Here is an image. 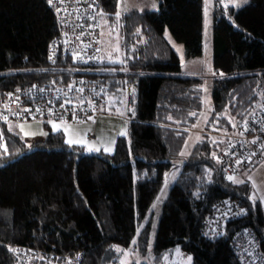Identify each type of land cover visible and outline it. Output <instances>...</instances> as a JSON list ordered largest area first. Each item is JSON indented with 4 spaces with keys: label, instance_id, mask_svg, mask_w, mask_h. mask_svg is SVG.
Returning <instances> with one entry per match:
<instances>
[{
    "label": "trees",
    "instance_id": "16d2710c",
    "mask_svg": "<svg viewBox=\"0 0 264 264\" xmlns=\"http://www.w3.org/2000/svg\"><path fill=\"white\" fill-rule=\"evenodd\" d=\"M154 1L158 8L121 18V59L128 70L111 72L115 64L103 46V62L84 70L59 50L55 63L49 60L62 29L48 0H0V96L34 83L65 84L77 75L103 82L106 102L135 88L130 135L118 137L112 153L86 154L82 146H69L62 131L28 147L0 112V264H119L136 237L135 248L148 246L151 222L137 232L175 165L154 257L142 264H163L177 247L193 256V264H241L233 236L245 227L258 234L264 253V211L250 199L251 184L229 181L213 157L221 150L219 134L243 131L264 103V0L214 10L213 107L206 132L185 158L181 152L204 110L205 81L181 73L165 33L169 29L183 43L187 58L201 55L204 0ZM118 3L98 0L102 20L117 22ZM226 198L239 199L245 211L209 239L202 231L206 218Z\"/></svg>",
    "mask_w": 264,
    "mask_h": 264
},
{
    "label": "built area",
    "instance_id": "2783aa9c",
    "mask_svg": "<svg viewBox=\"0 0 264 264\" xmlns=\"http://www.w3.org/2000/svg\"><path fill=\"white\" fill-rule=\"evenodd\" d=\"M51 6L58 12L62 36L52 44L49 53H56V50L64 54L67 53L73 63L83 70L89 66H99L103 60L101 50L103 27L98 0H64L63 3H60L59 0H53ZM97 40L100 43H96ZM74 53H77L83 60H87L88 63H83L79 58L74 59ZM81 81L84 83L81 84ZM69 85H72L71 90ZM41 88L44 89L43 92L40 91ZM77 88H83L84 92H77ZM17 89L0 96L1 117H7V123L11 121L20 123L59 121L60 114H62L65 122L79 124L89 121V116L96 119L107 113L105 108L108 98L107 86L97 79L84 75L74 76L65 84L47 81ZM9 93L12 94L11 98L8 96ZM17 97H19L18 100ZM69 100L71 103H65ZM87 100H92L94 107H90L86 102ZM81 101L85 102L81 103ZM62 104L63 107H61ZM25 109L29 111H24ZM74 115L75 120L73 119ZM253 121L256 123H252ZM247 127L249 131H245L244 128L215 156L216 161L217 159L220 160L227 176L242 175L245 170L252 168L255 162L263 160L264 147L261 141L264 137V131H261V127H264V103L248 121ZM95 138L93 132L86 136L88 140ZM254 139L257 142L255 144L250 143ZM226 152L227 155H225ZM253 152L255 155H252ZM236 159L242 160L243 163L237 165ZM225 201L228 203L225 204ZM239 202V199L226 198L214 206L213 212L206 218L202 229L207 238L220 237L227 222L243 215L241 213L243 206ZM233 241L234 249L239 253L241 264H262L259 259V255L263 253L261 240L253 229L250 227L239 229L234 233ZM18 264H26V262L18 261Z\"/></svg>",
    "mask_w": 264,
    "mask_h": 264
},
{
    "label": "rangeland",
    "instance_id": "374dc122",
    "mask_svg": "<svg viewBox=\"0 0 264 264\" xmlns=\"http://www.w3.org/2000/svg\"><path fill=\"white\" fill-rule=\"evenodd\" d=\"M251 0H247V3H240V6H236L235 0H204V30H203V35H204V41H203V53L199 56H195L191 58H187L186 56V47H184L182 42L176 41L174 36H172L171 32L166 30L165 36L169 40L170 44L174 49L176 50L179 59H181V73L185 75H199L204 78L205 85L204 89L206 88V91H204V99H203V104H204V110L202 112V116L199 120V122L195 125V129L191 131V135L188 137L187 141V146L185 144L183 148V152L185 153L184 156H181L185 158L187 154L190 151V148L195 144L197 140H199L200 135L205 133L206 131L204 130V125L206 123L207 118L210 116V112L213 107L212 103V85H213V78L215 75L212 73L214 72L213 69V29H214V10L217 8V6H221L222 8H227V7H234L235 9L242 8L244 6H247L248 3H250ZM119 11L121 12V18L124 16V14L130 13L132 11H139V12H144L146 10H153L155 8H158L159 2L154 1V0H119ZM155 5V7H153ZM121 18L118 22L110 24L108 21L105 19L102 20V27H103V37H102V46L103 50L105 51L104 53L106 54V58L108 61V55L111 54L113 59H116L117 56L119 59H121L124 56V51L121 50V38H120V32H121ZM119 44L120 46V52L116 53L115 51V46ZM122 60V59H121ZM111 64V63H110ZM115 64V66L111 67V72L112 71H118V72H123L121 70L122 68H127L125 65H116L120 63H112ZM132 89H127V93L124 92L125 94L122 93V96L120 99L115 101V96L113 95L114 99L111 100L112 103H114V106L112 108L108 107V112L105 114V118L107 117L110 119L108 123L104 125V131L109 130L111 125H114L115 123L117 125H120L122 120L119 117H125L131 118V112L128 111V109L125 107L124 104L120 103L121 100H124L127 102L128 106L129 104V98H130V93ZM111 97V98H113ZM114 101V102H113ZM110 103V101L106 102V104ZM109 106V104H108ZM122 112L124 113L123 115H120L119 113ZM108 120V119H106ZM51 121V120H50ZM93 121V120H90ZM49 122V121H48ZM59 122V121H55ZM89 121L79 123V124H74L72 123L71 126L74 128H77L80 130L82 128V124H86ZM105 122V121H103ZM69 123V122H68ZM109 133V132H105ZM241 132H235V131H230V132H225V133H220L219 138L221 139V144L222 146L220 147L221 149L225 148L230 141L237 136ZM107 137V136H105ZM88 140V139H87ZM77 146H81L78 144H75ZM83 147V146H82ZM264 161L263 160L255 162L254 166L251 168L253 169L255 166L258 164H261ZM246 171V170H245ZM178 166L175 165L173 168L167 173L164 182H163V187L156 197L157 199L152 203V206L149 209V212L147 215L144 217L142 220V223L139 227V235L141 229L149 222L152 224V229H151V237L148 242V246L145 249L141 250V247H134L135 244L129 249L128 251L126 250L123 252L121 255V259L119 264H121V261H124L125 264H132L134 262L138 264H142L143 262H151L153 260V249H154V240L156 237V231L158 228L159 224V218L162 214V206L165 200L167 199L166 197L168 196V193L170 189L172 188V185L174 184L175 178L178 175ZM243 175V174H242ZM233 175L236 179L240 180H245L247 177L245 175ZM248 182V181H247ZM167 185V186H166ZM159 197V199H158ZM237 199V198H235ZM240 201V200H239ZM241 205V201L239 202ZM242 206V205H241ZM138 237L135 238L136 241H138ZM179 248V247H177ZM181 250V248H179ZM175 250V249H174ZM174 250H172L170 253L166 255L167 259H164L163 264H182V260L186 258V256H191L192 257V262L193 264V256L191 254H186L181 250V254L178 255Z\"/></svg>",
    "mask_w": 264,
    "mask_h": 264
},
{
    "label": "snow or ice",
    "instance_id": "6c2138e0",
    "mask_svg": "<svg viewBox=\"0 0 264 264\" xmlns=\"http://www.w3.org/2000/svg\"><path fill=\"white\" fill-rule=\"evenodd\" d=\"M48 2L51 5L53 3V0H48ZM59 2L60 3H63L64 0H59ZM241 2L247 3V0H235L236 6L237 7L240 6V3ZM153 7H155V5H153ZM118 9H119V4H118ZM101 15H104L103 12H101ZM115 15H116V20L118 22L120 20V18H121V12L119 10H117L116 13H115ZM65 35H67V33H65ZM77 39H79V37H77ZM96 43H100V41L97 40ZM97 51H100V49H97ZM115 51H116V53H119L120 52V46H119V44H117L115 46ZM54 55H55V53H52V54L49 55V60H51L53 63H55ZM73 58L74 59L79 58V59L82 60L83 63H88L87 60H83L82 57H79L77 53H74ZM129 58H131V57H129ZM101 62H103V60H101ZM108 62L109 63H120V64H124L125 63V61L119 59L118 56H117L116 59H113L112 56H111V54L108 55ZM121 70L127 71V68H122ZM212 74L213 75H216V73H214V72ZM220 75L223 76V73H220ZM80 83L83 84L84 81H81ZM124 83H127V82L125 81ZM71 88H72V85H69V89L70 90H71ZM203 90L206 91V88L203 89ZM17 91H19V89H17ZM40 91L43 92L44 89L41 88ZM76 91L77 92H80V93H83L84 92V89L83 88H77ZM117 91H122V89H117ZM134 93H135V88L132 89V94H134ZM11 95L12 94H10V93L8 94L9 98H11ZM16 99L18 100L19 97H17ZM113 99H114V97L113 98H110L109 108H111L112 106H114V104L111 102V100H113ZM83 102H85V101H81V103H83ZM86 102L88 103V105L90 107H94L92 100H87ZM65 103H71V101L70 100L69 101H65ZM120 103L124 104L125 107L128 109V111L133 114V116L135 115L134 108L129 107L126 101L121 100ZM61 107H63V104L61 105ZM101 110H104V109L101 108ZM24 111H29V110L28 109H25ZM119 114L120 115H123L124 113L120 112ZM192 115H195V113H192ZM3 119L5 120V122H7V117H3ZM73 119L74 120L76 119L75 115L73 116ZM88 119L91 120V119H93V117L89 116ZM168 119H172V117L169 116ZM217 119H219V117H217ZM229 122L230 123L232 122L231 119L229 120ZM49 123L51 124V127H52V129L54 131H60L61 128H62V126H63V129L62 130H63L65 136L67 137L66 143L69 144V146H72L74 144H78V145H81V146L86 147L88 149V151H90V152L91 151H97V152L100 151V148L99 147H95L93 145H90L89 142L86 139H83V138H75L74 139L73 136L80 137L81 136V133H80L79 129L74 128L73 126H71L67 122H65L63 120L62 114H60L59 122L49 121ZM247 123L248 122L245 121V131H249V129L247 127ZM252 123H256V121H253ZM233 127H235V124H233ZM20 128H21V131L23 132V126L22 125L20 126ZM9 130L11 131V128H9ZM261 131H264V127H261ZM39 134L40 135H47L44 132H40ZM126 134H127L126 133V129L119 132V135L120 136H125ZM24 135L25 136H29V135L34 136V135H36V133H27V132H24ZM2 139H3V135H2V133H0V140H2ZM114 142H115L114 140L109 141V143H114ZM256 142H257V140H255V139L252 140V141H250V143H253V144H255ZM213 143H215V141H213ZM185 144L187 146V142H185ZM111 151H112V149L110 147H104V152L110 153ZM6 152H7V149L5 148V153ZM227 154L228 153L226 152L225 155H227ZM184 155H185V153L184 152H181V156H184ZM189 155H190V153H189ZM252 155H255V152H253ZM213 157L215 158V153H213ZM246 159H247V157H246ZM235 162H236L237 165H240V164L243 163V161L240 160V159H236ZM250 162L251 161L249 160V163ZM217 163H220V160L219 159H217ZM245 175L247 176L248 174L245 173ZM227 179L229 181L233 182V183H236V184H244L245 183L244 180L236 179L235 177H233L231 175L228 176ZM248 179H249V181H251V187H252V189L254 191H257L259 193H264V173H260L256 177L249 176ZM197 195H199V194H197ZM158 199H159V197H158ZM250 199H252L253 201H259L260 203H264V195L252 196V197H250ZM224 203L227 204L228 202L225 201ZM244 211L245 210L243 208H241V213H244ZM224 215H227V213H224ZM137 235H139V232H137ZM136 243H137L136 240H132V244H136ZM9 250L11 251L12 249H9ZM115 251L120 252V251H122V249L116 248ZM174 251L178 255L181 254V250L179 248H176ZM249 255H251V253H249ZM165 259H167V257H165ZM259 259L261 260L262 264H264V253H261L259 255ZM191 262H192V257L191 256H186V258L184 260H182V264H191ZM121 264H125V262L124 261H121Z\"/></svg>",
    "mask_w": 264,
    "mask_h": 264
},
{
    "label": "crops",
    "instance_id": "0c3cea01",
    "mask_svg": "<svg viewBox=\"0 0 264 264\" xmlns=\"http://www.w3.org/2000/svg\"><path fill=\"white\" fill-rule=\"evenodd\" d=\"M108 106V105H107ZM109 107V106H108ZM107 114V113H105ZM105 114H103L101 117L96 118V119H91L93 121H90L86 124H82V128H80V133L81 136L80 137H76L73 136V138H83L86 139V136L88 134H91V132H93L96 136L95 139L92 140H87L89 142L90 145H93L95 147H99L100 151L99 152H104V147H110L112 149V152H114L115 150V146H116V139L118 137H120L119 132L122 130L126 129V135L129 136L130 135V125L132 122V119L130 120V118L125 117V119L123 117H119L122 122H120V125H117L116 123L114 125H111V127L109 128V130L104 131V125L106 123H108V121L110 120L108 117L106 119L105 118ZM105 121V122H103ZM8 124V129L11 128V131L13 134L19 136L21 138V140H23V142L26 144V146L28 147H34L35 144L39 143V142H44L45 139L49 136L50 131L52 132H57L54 131L51 127V124L48 121H33V122H10L7 123ZM69 125H71L72 123H68ZM23 126V132L21 131L20 126ZM63 126L61 128L60 131L63 132ZM24 132L27 133H36V135L32 136H25ZM40 132H44L47 135H40ZM105 132H109V133H105ZM64 133V132H63ZM125 135V136H126ZM107 136V137H105ZM66 137V136H65ZM67 139V137H66ZM114 140V143H109V141ZM263 147H264V139H263ZM73 146H77V145H73ZM84 152L86 154H92V153H98L97 151H88V149L86 147L83 146ZM245 173H247L248 175L246 176ZM260 173H264V161L261 164H258L257 166H255L253 169L249 168L246 171L243 172V175H245L247 177L246 181H248V183L251 184V181H249L248 177L249 176H253L256 177L258 176ZM242 175V176H243ZM252 194L253 196L256 195H264V193H259L257 191H254L252 189ZM260 205H262L263 211H264V203H260Z\"/></svg>",
    "mask_w": 264,
    "mask_h": 264
},
{
    "label": "bare ground",
    "instance_id": "6f19581e",
    "mask_svg": "<svg viewBox=\"0 0 264 264\" xmlns=\"http://www.w3.org/2000/svg\"><path fill=\"white\" fill-rule=\"evenodd\" d=\"M12 91V90H11ZM6 93H8V92H6Z\"/></svg>",
    "mask_w": 264,
    "mask_h": 264
}]
</instances>
